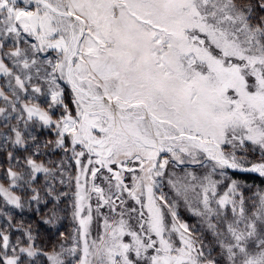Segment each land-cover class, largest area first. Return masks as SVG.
Segmentation results:
<instances>
[{
	"label": "snow or ice",
	"instance_id": "6c2138e0",
	"mask_svg": "<svg viewBox=\"0 0 264 264\" xmlns=\"http://www.w3.org/2000/svg\"><path fill=\"white\" fill-rule=\"evenodd\" d=\"M0 75V197L74 225L0 264H264V0H0Z\"/></svg>",
	"mask_w": 264,
	"mask_h": 264
},
{
	"label": "rangeland",
	"instance_id": "374dc122",
	"mask_svg": "<svg viewBox=\"0 0 264 264\" xmlns=\"http://www.w3.org/2000/svg\"><path fill=\"white\" fill-rule=\"evenodd\" d=\"M0 87L4 88L5 92L8 91L6 87V78L0 75ZM4 103L3 101H0V107H3ZM15 121H13L14 123ZM0 130H3L0 128ZM252 159H256L255 156L251 157ZM2 159V158H0ZM228 175L234 179L240 180L250 186L249 189L245 190V194L248 196H251L252 193L258 189H264V177L259 176L257 173H241V172H233L232 170H229ZM40 183H43V180L40 181ZM164 191L171 195L168 188H165ZM17 194L21 195L24 200H27L28 197L31 195L30 191L27 190L24 187L17 189ZM41 195L44 196L43 191H41ZM35 205H32L31 207L25 206L22 209H17L14 206L11 205H5L3 203V198L0 197V212H6L8 215L12 216L14 223H23L25 225L31 224L32 228L34 230V233H38L42 240H47L49 237H52L56 234V232H71L73 229V221L71 219V209L70 206L66 203H61L59 207L66 209L65 211H62L60 215L63 217L55 226L47 225L41 223V220L47 216L48 214V208L51 207V205L47 206H41V211L36 212L35 211ZM179 214L181 218L187 222H189L192 225H195L197 227H200L198 218L192 216V214L183 206L181 205L179 208ZM3 223V217L0 216V224ZM19 233H13L14 238L18 236Z\"/></svg>",
	"mask_w": 264,
	"mask_h": 264
},
{
	"label": "bare ground",
	"instance_id": "6f19581e",
	"mask_svg": "<svg viewBox=\"0 0 264 264\" xmlns=\"http://www.w3.org/2000/svg\"><path fill=\"white\" fill-rule=\"evenodd\" d=\"M241 173H246V172H241Z\"/></svg>",
	"mask_w": 264,
	"mask_h": 264
}]
</instances>
